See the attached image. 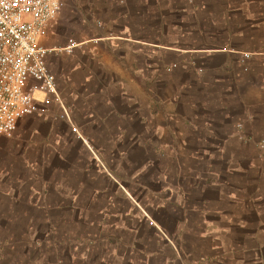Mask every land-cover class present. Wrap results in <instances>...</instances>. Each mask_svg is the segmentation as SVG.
Listing matches in <instances>:
<instances>
[{
  "label": "rangeland",
  "instance_id": "1",
  "mask_svg": "<svg viewBox=\"0 0 264 264\" xmlns=\"http://www.w3.org/2000/svg\"><path fill=\"white\" fill-rule=\"evenodd\" d=\"M127 7L65 0L47 29L69 120L0 140V264H264L261 135L236 126L255 99L229 78L129 76L143 55L89 41L122 35Z\"/></svg>",
  "mask_w": 264,
  "mask_h": 264
},
{
  "label": "crops",
  "instance_id": "2",
  "mask_svg": "<svg viewBox=\"0 0 264 264\" xmlns=\"http://www.w3.org/2000/svg\"><path fill=\"white\" fill-rule=\"evenodd\" d=\"M117 2L128 5L111 20V24L123 21V33L104 35L98 41L111 51L128 47L132 59L145 57L144 65H130L129 76L153 77L160 71L185 78V87L190 77L201 85L229 78L241 100L255 99L243 106L248 110L243 115L246 124L237 123V130L260 134V140L264 137V0ZM132 85L136 81L130 80Z\"/></svg>",
  "mask_w": 264,
  "mask_h": 264
},
{
  "label": "built area",
  "instance_id": "3",
  "mask_svg": "<svg viewBox=\"0 0 264 264\" xmlns=\"http://www.w3.org/2000/svg\"><path fill=\"white\" fill-rule=\"evenodd\" d=\"M64 5L65 0H0V140L11 138L24 118L69 120L49 64L56 49L44 43ZM87 42L69 39L61 49L72 52ZM257 147L264 152V137Z\"/></svg>",
  "mask_w": 264,
  "mask_h": 264
}]
</instances>
